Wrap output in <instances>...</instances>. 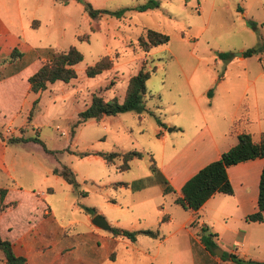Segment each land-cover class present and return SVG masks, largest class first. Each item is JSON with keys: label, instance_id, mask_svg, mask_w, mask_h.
Segmentation results:
<instances>
[{"label": "rangeland", "instance_id": "1", "mask_svg": "<svg viewBox=\"0 0 264 264\" xmlns=\"http://www.w3.org/2000/svg\"><path fill=\"white\" fill-rule=\"evenodd\" d=\"M85 1L104 11L92 18L83 2L77 0L66 4L57 0H18V21L16 10H3L9 23L11 18L16 22L13 35H0L14 38L9 53L0 52V63L3 57L31 49L47 55L70 46L76 47L83 58L73 66L75 78L67 83H48L39 97L31 91L26 94L25 90L0 88V137L6 140V171L0 170V187L7 189L3 204H18L0 213L2 235L7 225L14 233L25 231L28 214L35 213L34 200L45 193L54 221L67 228L64 234L83 236L93 229L90 208L110 226L158 232L156 238L139 234L130 241L100 228L98 232L112 239L101 250L97 264H194L191 244L195 241L189 229L181 226L189 212L174 202L172 193H163L154 170L163 147L156 131L164 123L168 141L176 136L186 138L194 115L192 95L185 94L187 89L199 96L196 100L207 109L210 96L204 93L208 89L215 94L213 104L224 100L230 107L236 95L264 69V0H161L157 8L145 11L137 8L147 0ZM120 10H125L124 14L117 16L115 12ZM148 29L168 35V42L147 52L142 50L138 40ZM247 48H257V52L240 58L239 53ZM222 52L230 56L222 58ZM103 56L111 59L112 66L88 77L86 67ZM141 66L155 69L146 80V101L140 113H119L101 121L88 119L74 126L78 112L89 104L92 94L121 101L128 79ZM222 77L221 83L228 86L225 89L217 83ZM262 80L259 78L257 83ZM247 91L250 101L251 89ZM33 99L37 103L30 116ZM210 122L215 125L212 118ZM172 123L181 125L185 132H168ZM130 150L141 152V156L134 157L129 169L123 171L101 159L78 155ZM61 165L76 173L77 189L49 172ZM117 182L123 184L114 185ZM36 206V213H41L42 204L37 202ZM166 216L169 218L165 220ZM49 231L53 233L54 228ZM45 238L52 242L59 239L52 234ZM108 252L109 256L102 259ZM220 255L211 254L212 264Z\"/></svg>", "mask_w": 264, "mask_h": 264}, {"label": "crops", "instance_id": "2", "mask_svg": "<svg viewBox=\"0 0 264 264\" xmlns=\"http://www.w3.org/2000/svg\"><path fill=\"white\" fill-rule=\"evenodd\" d=\"M17 2L18 0H0V35H13V26L16 20L20 21ZM8 4L11 7H8ZM7 8L16 10L15 22L12 18L11 23H9L10 20H6L3 10H7ZM0 39L2 40L0 42V52L9 53L10 48L13 46L10 42L13 44L14 38ZM243 51L240 52V58L243 57ZM48 56L49 54L46 55L45 51L42 54L37 49H31L14 57L11 55L10 57H3L2 63H0V88L4 86V88H8L7 90L10 89L13 92L25 90L27 94L31 91L27 78L47 60ZM31 66L33 69H29ZM259 78L263 80L257 83ZM223 80V77L219 78L217 83L222 84L220 87L225 89L228 86L221 83ZM248 89H251L252 93L250 101ZM210 90L201 93L210 96L208 109L203 103L196 100L199 96H194L192 91H188V89L185 91V94L192 95L191 102L195 115H193L188 132L189 137L179 139L176 136L175 140L168 141L166 124L162 129L156 131L163 147L160 158L154 165L159 175L158 179L164 178L174 189V192H172L174 197L181 195L180 189L187 179L200 168L216 160L222 152L235 145L239 133H249L255 142H259L264 133V69L250 80V83L245 86L240 94L236 95L230 107H226L224 100H218L217 105L213 104L215 94L211 93ZM33 93L35 97H39L40 92ZM218 97L221 98L222 96L219 95ZM10 102L12 101L10 100ZM181 108L182 106L178 108L179 112ZM105 117H102L99 121L105 119ZM210 118L214 120L215 125L210 122ZM167 130L173 132V134L178 133V135L185 132L181 125L174 123ZM5 141L0 137V170L2 171H6L4 162ZM86 156L101 159L105 163L99 155L92 153ZM112 165L116 166L115 164ZM263 165L264 158L257 157L229 166L227 176L232 186V193H214L196 212L191 213L187 210L189 215L184 219L181 226L189 229V235L195 241L191 244L194 264H198V261L202 264H212V253L208 252L199 241L195 234L196 227L190 225L192 220H195L197 226H209L217 234L215 241L222 248L221 255L226 251L228 254H235L244 259L264 263V211L262 221H247L245 219L248 214L257 210L258 184ZM53 168L49 170L50 173H52ZM161 188L163 191L162 184ZM48 191L51 192L52 190L49 188ZM35 195L39 196L40 194L36 193ZM40 196L41 198L37 197L33 202L32 211L35 213L34 215L31 212L28 214V225L25 231L14 233V231L12 232L13 227L7 225L3 236L0 227L1 237L10 240L14 253L24 256L26 258L25 264H97V258L100 256L101 250L106 248L112 238L98 232L100 228L95 227L92 223L93 229H90L83 236L64 234L67 228L59 226L54 221L55 219L50 214L45 201L46 194L41 193ZM5 197L3 201H5ZM5 202V207L0 213L9 207L18 205L16 201L14 203L13 201ZM37 202L43 206L42 212L38 214L36 213L38 209ZM51 227L54 228L53 233L49 231ZM48 234L55 235L59 239L53 242L47 241L45 235ZM196 246L199 253H196ZM109 252L101 258L108 257ZM221 255L220 258L215 260L214 264H235L229 258H221ZM0 264H5L3 256L0 258Z\"/></svg>", "mask_w": 264, "mask_h": 264}, {"label": "trees", "instance_id": "3", "mask_svg": "<svg viewBox=\"0 0 264 264\" xmlns=\"http://www.w3.org/2000/svg\"><path fill=\"white\" fill-rule=\"evenodd\" d=\"M61 3H68L70 0H57ZM83 2L85 9L89 16L96 17L104 10L94 9L87 1L77 0ZM161 3V0H147L141 4L137 9L145 11L148 9L157 8ZM125 10L115 12L117 16H122ZM168 35L148 29L144 35L139 37V45L144 51H149L152 47L159 44L168 42ZM15 51V50H14ZM257 52V48H247L242 52L243 56H250ZM20 55V53H17ZM222 58H228V53H220ZM83 58L82 53L74 46H70L66 51H53L49 54L47 60L43 62L36 71H34L27 81L30 86V90L33 92H40L46 89L48 83L54 81L69 82L76 77V71L73 68L75 64L80 62ZM112 66V61L107 56H103L98 59L93 65L86 67L85 74L88 77H94L104 70L109 69ZM151 70L141 66L140 69L132 75L127 82L125 95L121 101L116 97L105 100L102 96L92 94L89 104L78 112V119L74 126L85 122L88 119L100 120L105 116H113L119 113L133 111L140 113L144 108L146 101L145 95L146 80L150 77ZM37 103L34 100L32 107L29 111V115L33 113V109ZM164 126V123H160ZM10 141H16L17 139H9ZM23 140V138L21 139ZM35 141L39 142L44 148L43 142L35 138ZM99 155L106 164H115L116 168L120 171L127 170L130 167V162L134 157H140L141 152L136 150H130L125 152H81L78 153L81 157L89 154ZM257 157L264 158V133L259 142L252 140L249 133L241 132L237 135V143L230 147L228 150L222 152L220 156L200 168L195 174L185 181L182 185L180 192L181 195L176 196L174 202L179 204L185 210L191 213L196 212L204 202L214 193L231 194L232 186L227 176V168L231 165L248 161ZM154 170L156 167L154 165ZM52 173L60 176L67 184L73 189H77L79 183L77 182L74 171L67 165H61L60 167H54ZM159 182L163 185V193H172L174 189L168 184L167 180L162 178ZM123 183L117 182L114 185H121ZM7 189L0 187V211L4 209L3 199L6 196ZM85 195L84 192H82ZM92 215L96 214L94 208H90ZM264 211V165L262 167L259 184H258V197H257V210L251 214H248L245 219L247 221H262ZM191 226L196 227V236L198 237L204 248L214 253L213 249L217 247L215 243L216 233L211 230L209 226L200 225L197 226L195 220L190 223ZM109 232L113 237H126L130 241H135L139 234L147 235L149 237L156 238L158 236L157 231L150 229L141 230H128L116 226H111ZM0 252L2 253L5 264H25L26 258L21 255H16L12 249L10 240L4 239L0 235ZM221 258H229L235 264H264L263 262L255 261L252 259H244L235 254L222 253ZM153 264V263H151Z\"/></svg>", "mask_w": 264, "mask_h": 264}, {"label": "water", "instance_id": "4", "mask_svg": "<svg viewBox=\"0 0 264 264\" xmlns=\"http://www.w3.org/2000/svg\"><path fill=\"white\" fill-rule=\"evenodd\" d=\"M91 222H92L93 225L97 226L98 228L104 229V230H110V228H111V226L108 224L106 219L100 214H95L92 217ZM213 252L215 254H218V253H221V250H219L218 248H215L213 250Z\"/></svg>", "mask_w": 264, "mask_h": 264}]
</instances>
